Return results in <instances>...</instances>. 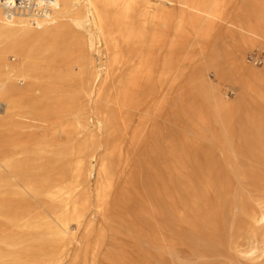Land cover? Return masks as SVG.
<instances>
[{
    "label": "bare ground",
    "instance_id": "6f19581e",
    "mask_svg": "<svg viewBox=\"0 0 264 264\" xmlns=\"http://www.w3.org/2000/svg\"><path fill=\"white\" fill-rule=\"evenodd\" d=\"M214 36L231 41L225 54L206 52ZM192 39L199 55L183 64ZM249 51L264 53V0H53L41 18L0 5V264H104L105 223L121 195H140L124 178L131 157L172 135L179 173L184 98L200 128L225 127L227 159L243 163L248 196L227 206V250L264 264V65ZM198 56L190 75L205 94L183 79Z\"/></svg>",
    "mask_w": 264,
    "mask_h": 264
},
{
    "label": "rangeland",
    "instance_id": "374dc122",
    "mask_svg": "<svg viewBox=\"0 0 264 264\" xmlns=\"http://www.w3.org/2000/svg\"><path fill=\"white\" fill-rule=\"evenodd\" d=\"M195 43L192 39L181 45L183 64L192 53L199 55L200 48ZM225 43L230 45L231 41L214 36L206 52L214 49L225 54ZM246 57L248 64L263 67L264 53L249 51ZM201 61L199 56L196 57L183 74L184 81L196 94L206 93V88L190 75L192 65ZM208 73L207 79L216 82L214 70L209 69ZM228 85L225 91L232 100L238 88L234 84ZM193 108L188 98L180 102L181 166L178 175L173 171L170 155L172 135H167V139L158 145L151 141L139 154L131 157L130 171L124 178L131 174L140 195H136L135 190L121 195L114 214L105 223L113 254L104 264L258 263L227 250V206L248 196L244 182L236 175L243 163L227 159L225 127L214 123L211 128H200ZM163 123L173 130L171 121ZM193 138L201 140L197 147L192 144ZM159 146V155L154 157L151 151ZM196 148L197 158L193 159L191 154ZM168 194L178 202L181 210L178 215ZM156 237L164 239L163 245Z\"/></svg>",
    "mask_w": 264,
    "mask_h": 264
},
{
    "label": "built area",
    "instance_id": "2783aa9c",
    "mask_svg": "<svg viewBox=\"0 0 264 264\" xmlns=\"http://www.w3.org/2000/svg\"><path fill=\"white\" fill-rule=\"evenodd\" d=\"M53 0H0V5L10 13H24L34 18L48 16Z\"/></svg>",
    "mask_w": 264,
    "mask_h": 264
}]
</instances>
